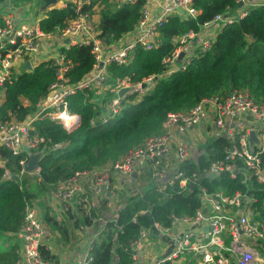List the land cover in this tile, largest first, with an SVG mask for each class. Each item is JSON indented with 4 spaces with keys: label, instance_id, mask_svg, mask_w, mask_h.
<instances>
[{
    "label": "built area",
    "instance_id": "built-area-1",
    "mask_svg": "<svg viewBox=\"0 0 264 264\" xmlns=\"http://www.w3.org/2000/svg\"><path fill=\"white\" fill-rule=\"evenodd\" d=\"M110 1L120 6L135 0ZM69 2L75 15L63 27L47 32L39 26L38 17L34 21H19L10 10L3 12L0 97L11 73L27 70L22 67L26 60L32 68L48 60L55 77L48 86V93L38 98L31 113L22 120L10 118L0 123L3 181L11 179L13 174L2 149L13 155L25 152V147L30 152L45 151L46 140L30 134L35 122L48 118L59 122L67 131L79 123L78 114L68 110L69 96L81 92L91 100L98 116L90 122L98 125L115 119L128 98L138 101L154 88L156 77L153 75L139 81H132L128 76L111 77L109 66L127 65L138 47L147 51L156 48L160 43L158 28L170 16L195 18L198 13L193 0H145L133 29L117 39L105 40L99 35L98 4L83 10L90 0H61L56 7L63 8ZM236 2L238 8L233 13H216L197 31L173 37L174 48L162 58L163 68L158 76L168 77L184 71L195 57L211 47L224 26L237 23L251 7L264 9V0ZM43 43H48L47 47H43ZM72 45L89 46L93 57L90 70L74 83L67 75L73 62L64 52ZM161 126L162 132L148 136L142 144L117 159L103 166L77 170L46 190L47 202L60 206L66 213L97 210L93 222L96 226L85 236L83 248L74 253L73 264L90 263L91 249L107 230V224L115 223L119 211L133 205L143 195L140 190L129 189L126 198L117 201L115 190L143 175L150 181L147 188L159 191L174 185L182 188L199 185L200 202L193 214L170 213L167 225L152 221L149 226H142L131 242V261L127 264H264V198H258L249 190L253 182L261 185L258 190H264V101L256 100L247 88H233L225 95L204 96L185 111L168 112ZM197 127L206 129L211 139L201 135L198 140L197 136L189 137V131ZM251 131L255 133L252 142ZM200 140L203 145L198 149L196 142ZM53 145L60 146L59 143ZM169 154L170 166L165 161ZM199 157L207 164L201 165ZM27 160L28 154L20 160L18 175H35L40 179L39 165L31 172L25 170ZM133 173L136 177H132ZM18 175L15 176L18 178ZM222 176L236 178L248 189L228 192L208 190L200 185L202 179L211 182ZM115 177L121 178L118 186L114 185ZM98 200L105 205L109 216L100 213ZM76 227L79 232L86 230L81 222ZM12 240L16 243L13 264H57L43 254H50L59 244L53 237L46 238L40 211L32 200H25L22 219L12 233ZM116 259L114 254L112 260Z\"/></svg>",
    "mask_w": 264,
    "mask_h": 264
},
{
    "label": "trees",
    "instance_id": "trees-1",
    "mask_svg": "<svg viewBox=\"0 0 264 264\" xmlns=\"http://www.w3.org/2000/svg\"><path fill=\"white\" fill-rule=\"evenodd\" d=\"M28 2L30 0H0V26L6 9ZM94 4L99 6V35L105 40H113L133 29L145 0L120 6L110 0H90L83 10L91 9ZM193 6L198 9L195 18L173 15L158 28L160 43L156 48L147 51L138 47L127 65L109 66L111 77L128 76L132 81L149 75L156 77L154 88L138 101L132 102L131 98L124 101L112 125L106 128H102L106 124L92 125L90 121L98 116V111L91 100L76 92L67 99L68 110L79 116V123L74 128L67 131L59 122L42 118L30 130L32 136L46 140V149L38 164L40 179L35 175H18L20 160L27 155L25 152L13 155L7 149L1 150L11 173L18 178L12 176L9 180H1L0 168V239L5 242L12 239V233L21 222L25 200L41 195L55 181L67 178L77 170L106 165L142 144L148 136L162 132L161 124L168 112L185 111L204 96L225 95L233 88H247L256 100L264 101V9L261 7H251L237 23L224 26L211 47L195 57L184 71L168 77L158 76L163 68L162 58L174 48L173 37L197 31L216 13H233L238 3L236 0H193ZM74 15L73 5L69 2L63 8L54 6L40 13L37 22L42 30L53 31L63 27ZM64 52L73 62L67 75L74 83L90 70L93 57L87 45H72ZM54 78L48 60L38 62L31 70L13 71L4 84L0 123L10 118L22 120L31 113L38 98L48 93V86ZM56 143L60 146L54 147ZM199 163L207 164L203 157H199ZM200 185L208 190L224 189L228 192L248 189L238 179L228 176L211 182L202 179ZM260 186L253 182L249 190L258 198H264V190L257 189ZM199 202V185L184 188L174 185L161 191L147 188L136 203L119 211L115 223L107 224V230L91 249L92 260L88 264L129 263L131 242L142 226H149L152 221L167 225L170 213L193 214ZM80 212L78 222L86 226L93 224L96 209H80ZM15 247L14 241L0 247V264H13ZM43 254L53 259L52 254ZM114 254L117 256L115 261L112 260Z\"/></svg>",
    "mask_w": 264,
    "mask_h": 264
},
{
    "label": "crops",
    "instance_id": "crops-1",
    "mask_svg": "<svg viewBox=\"0 0 264 264\" xmlns=\"http://www.w3.org/2000/svg\"><path fill=\"white\" fill-rule=\"evenodd\" d=\"M10 6V5H8ZM7 6V7H8ZM10 11L13 13V15L19 20V21H29V20H35L34 10L28 8V4L24 5H18V6H10ZM32 10V11H31ZM48 43H43V47H47ZM40 54V53H39ZM2 96L0 97L1 101ZM206 129H203L201 127H197L194 129H191L188 133V136H199L204 134L203 137L207 138L208 140L211 139L210 134H206ZM201 148V146L198 147V149ZM194 156H196V153L194 151ZM165 161L168 166H170V154L165 158ZM121 181V178L115 177L114 178V185L118 186V183ZM148 187L150 185H145ZM120 197V195H118ZM97 199V198H95ZM118 199V197L116 198ZM124 199V198H123ZM33 202H35L39 208L41 220L44 227V232L47 237H53L57 243L59 244L56 249H54L53 252L50 254L53 255V259L57 262V264H73V255L76 253V251H79L84 246V239L85 236L89 233L90 228H94V223L91 225L86 226V230L83 232H79L77 230V224L78 221L72 222V220H75V218L71 217L69 215H62L60 206L51 205L50 203L43 201V199H38L37 197L31 199ZM97 207L100 210V213L109 216L107 211H103V209L100 208L99 205H104L101 203L100 200L97 202ZM118 203V202H117ZM78 215L80 216V211H78ZM60 213V215H59ZM67 214V213H66ZM63 219V222H60L59 220ZM55 222V224H59V229L51 226V223ZM82 223V222H81ZM54 226V223H53ZM13 241V240H12Z\"/></svg>",
    "mask_w": 264,
    "mask_h": 264
},
{
    "label": "rangeland",
    "instance_id": "rangeland-1",
    "mask_svg": "<svg viewBox=\"0 0 264 264\" xmlns=\"http://www.w3.org/2000/svg\"><path fill=\"white\" fill-rule=\"evenodd\" d=\"M33 0H30V2H28L27 4H28V8H30V7H32L33 8ZM26 4V3H25ZM22 5H24V4H22ZM31 8V9H32ZM33 10V9H32ZM31 10V11H32ZM38 14V15H37ZM35 17H38V16H40V13H35V10H34V14H33ZM116 119H112V121H111V123H109V124H106L105 126H102V128H106V126H110V125H112V123H114V121H115ZM201 136H204V134H202ZM202 138H204V137H202ZM199 139V136H197V140ZM197 143V145L198 146H202L203 144H202V142H201V140L200 141H197L196 142ZM144 184L145 185H150V181H149V178L147 177V176H145V175H143L142 177H139V178H137L136 179V181H134L132 184H130V183H128V184H125L124 183V185H123V187L122 188H120V189H117V190H115V194H116V196L115 197H118V200L117 201H121V200H123V198L125 199L126 198V196H127V192H128V190L129 189H131V190H134V189H137V190H140V191H142L143 193H144V191H146L147 190V187L146 186H144ZM133 186H135V187H133ZM118 195H120V197L118 196ZM37 198L38 199H43V201H45V203L47 202V200H48V194H47V192L46 191H44L41 195H39V196H37ZM97 199H99V198H97ZM34 204L37 206V204L34 202ZM100 206V208L101 209H103V211H106L107 209H106V207H105V205H99ZM38 207V206H37ZM39 209V208H38ZM70 212V211H69ZM61 213H62V215H69L70 216V218L72 217H74L75 218V220H72V222H75L76 223V220H77V218L79 217V215H78V213H67L66 214V212H64V211H61ZM59 215H60V213H59ZM60 222H63V219H60L59 220ZM51 226L53 227V229H55V228H57V229H59V224L57 223V224H55L54 226H53V223H51ZM94 226H96V223H94ZM7 242V244L8 243H12V239L11 240H8V241H6ZM6 242H5V240L4 239H0V247L1 246H3V245H5L6 244Z\"/></svg>",
    "mask_w": 264,
    "mask_h": 264
},
{
    "label": "water",
    "instance_id": "water-1",
    "mask_svg": "<svg viewBox=\"0 0 264 264\" xmlns=\"http://www.w3.org/2000/svg\"><path fill=\"white\" fill-rule=\"evenodd\" d=\"M33 6L35 7V13H42L47 12L49 8L56 6L61 0H33ZM240 5V4H239ZM68 41V40H66ZM182 56V53H180L179 57ZM23 68L30 70L32 67L28 60H26L23 65ZM123 91H121L122 93ZM250 142L255 140V133L253 131L250 132ZM24 151L28 154V160L24 165V168L26 171L31 172L33 171L36 166L39 164L40 158L43 154V150H39L37 152H30L26 147L24 148ZM132 177H136L135 173L132 174ZM13 179H17V177L14 175ZM193 187V185H191Z\"/></svg>",
    "mask_w": 264,
    "mask_h": 264
}]
</instances>
